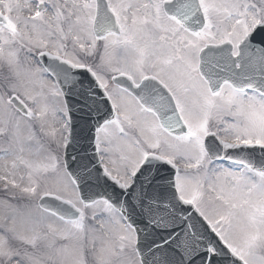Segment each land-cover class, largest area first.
Here are the masks:
<instances>
[{
	"label": "snow or ice",
	"instance_id": "6c2138e0",
	"mask_svg": "<svg viewBox=\"0 0 264 264\" xmlns=\"http://www.w3.org/2000/svg\"><path fill=\"white\" fill-rule=\"evenodd\" d=\"M0 264H264V0H0Z\"/></svg>",
	"mask_w": 264,
	"mask_h": 264
},
{
	"label": "water",
	"instance_id": "95a60500",
	"mask_svg": "<svg viewBox=\"0 0 264 264\" xmlns=\"http://www.w3.org/2000/svg\"><path fill=\"white\" fill-rule=\"evenodd\" d=\"M172 170L167 165H162L159 169L158 175L160 177H168L171 174ZM163 182V181H162ZM95 191H100L99 189H96Z\"/></svg>",
	"mask_w": 264,
	"mask_h": 264
}]
</instances>
